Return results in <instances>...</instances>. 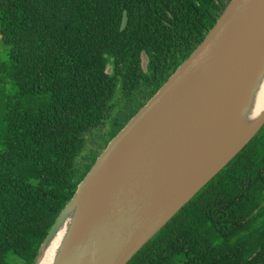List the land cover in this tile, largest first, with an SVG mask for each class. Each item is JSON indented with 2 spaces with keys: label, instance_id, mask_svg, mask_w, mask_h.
<instances>
[{
  "label": "trees",
  "instance_id": "16d2710c",
  "mask_svg": "<svg viewBox=\"0 0 264 264\" xmlns=\"http://www.w3.org/2000/svg\"><path fill=\"white\" fill-rule=\"evenodd\" d=\"M230 2L0 0V264H35L98 157ZM128 264H264V127Z\"/></svg>",
  "mask_w": 264,
  "mask_h": 264
},
{
  "label": "water",
  "instance_id": "95a60500",
  "mask_svg": "<svg viewBox=\"0 0 264 264\" xmlns=\"http://www.w3.org/2000/svg\"><path fill=\"white\" fill-rule=\"evenodd\" d=\"M263 127L264 0H231L98 157L35 264L61 232L48 264H128Z\"/></svg>",
  "mask_w": 264,
  "mask_h": 264
},
{
  "label": "bare ground",
  "instance_id": "6f19581e",
  "mask_svg": "<svg viewBox=\"0 0 264 264\" xmlns=\"http://www.w3.org/2000/svg\"><path fill=\"white\" fill-rule=\"evenodd\" d=\"M62 235H63V232H61L58 235V237L55 239V241L51 244V246L49 247L47 252L43 255V258L39 264H48L49 263V261L52 258L53 252L55 251V249L57 248V246L60 243V239H61Z\"/></svg>",
  "mask_w": 264,
  "mask_h": 264
},
{
  "label": "rangeland",
  "instance_id": "374dc122",
  "mask_svg": "<svg viewBox=\"0 0 264 264\" xmlns=\"http://www.w3.org/2000/svg\"><path fill=\"white\" fill-rule=\"evenodd\" d=\"M1 49H4V47H3V44H2V42L0 40V50ZM97 134H98V132L95 131L92 135L88 136V147L89 148L93 146L92 141L96 139V135ZM87 152H88V149H87V151L85 153H87Z\"/></svg>",
  "mask_w": 264,
  "mask_h": 264
},
{
  "label": "flooded vegetation",
  "instance_id": "af4514ba",
  "mask_svg": "<svg viewBox=\"0 0 264 264\" xmlns=\"http://www.w3.org/2000/svg\"><path fill=\"white\" fill-rule=\"evenodd\" d=\"M147 63H144V65L146 66Z\"/></svg>",
  "mask_w": 264,
  "mask_h": 264
}]
</instances>
